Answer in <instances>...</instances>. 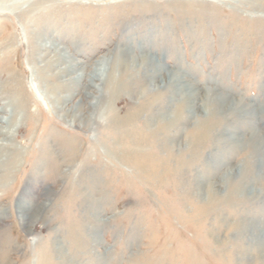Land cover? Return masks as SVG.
I'll return each mask as SVG.
<instances>
[{"label": "rangeland", "instance_id": "1", "mask_svg": "<svg viewBox=\"0 0 264 264\" xmlns=\"http://www.w3.org/2000/svg\"><path fill=\"white\" fill-rule=\"evenodd\" d=\"M263 1L0 0V109L12 104L18 121L1 152L12 160L0 184V264H262L264 179L257 174L264 158L248 159L252 147L245 142L258 132L264 147ZM45 44L83 62L85 74L102 57L119 54L122 69L147 56L152 65L137 73L129 106L154 87L166 93L162 79L170 77L182 90L171 104L179 105L180 122L155 143L150 137L171 110L149 109L133 126L142 141L126 138L120 147L105 124L70 126L52 110L37 73L38 57L52 56V49H38ZM82 84L71 88L79 93L72 104ZM211 91L227 104L241 101L249 119L222 115L221 106L214 110L219 117L206 114ZM124 108L116 105L121 115ZM205 121L214 125L197 146L190 138ZM61 137L76 143L73 161L59 154ZM132 150L165 160V178L155 180L118 155ZM207 187L226 198L207 199ZM38 207L43 218L24 221ZM251 222L260 225L242 227Z\"/></svg>", "mask_w": 264, "mask_h": 264}, {"label": "bare ground", "instance_id": "2", "mask_svg": "<svg viewBox=\"0 0 264 264\" xmlns=\"http://www.w3.org/2000/svg\"><path fill=\"white\" fill-rule=\"evenodd\" d=\"M38 49L39 50L43 49L45 50V52L46 51L49 52L52 49V51L50 52L52 56L49 59L43 61V59L46 57V53L38 57V61L40 62L41 66L37 71L40 77L41 83H43V85L45 86L44 94L46 97H48L47 99H49L48 102L51 105L52 110L55 113L59 114L60 118H62L63 120L68 118L69 119L68 122L66 121L67 124L73 127H76V122L81 124L82 121H85V124L86 123L95 124L97 127H100V125L105 124L103 127L104 131L106 133L109 132V134L114 137L113 139H115L114 144H113L114 147L115 146L120 147L122 145L123 140L126 138H131L132 140L134 139V141L136 140V143H140V141H142L143 139V136H141L142 134L139 133L138 129H135L133 127L135 123L138 121V119L141 118V116L147 114L149 112V109L158 107L159 105H161L160 107L164 108V110L166 107L169 106L171 110V104H173V101H174V99H172V95L176 94L177 92L182 93L181 88L176 86L179 84L178 80H170L171 79L170 77H167V78L163 77L162 81H167L169 83L166 93L162 94L161 91L159 90L160 87L158 86L154 87V91L151 92L150 94H147V93H146L147 95L142 94L141 99L139 100V101L142 100L141 101L142 103L139 102L138 106L135 105L136 107L134 106L132 107V106H129L128 98L134 95V92L132 91V87L135 84V82H138L137 73L142 71V69L147 70L146 67L149 68L152 65V62H151L152 60L150 61V59H148L147 56L141 57L140 60L138 59L139 60L138 66L126 64L122 69L120 68V64H121L120 60L117 57L119 56V54H114L113 57H110L111 55L108 57H104V58L102 57L101 60L93 64L94 66L89 71V73L85 74L84 69L87 67V65H84L83 62L74 64L72 60L73 59L72 56L66 55V53H63V50L55 48V46H53L52 44H45L42 46H38ZM60 63L67 64V65L63 68H58V65ZM77 71H79L80 73H78V75L73 76L75 72ZM116 71H118L117 74H116ZM145 72H146L145 74L149 75L150 79L155 78L156 74H153V73L149 74L148 71H145ZM52 81H54L55 83L54 84L51 83ZM80 82H83L82 87H81L82 95L79 98L78 103L72 104L71 100L75 97V95L78 96L79 93L78 94L73 93L71 88L74 86L79 87ZM63 92L65 93V95L61 96L60 93H63ZM127 92H129L128 95H124ZM211 93H212L211 95H208V93L206 92L207 94L206 96H209V98L206 97L207 99L206 104L209 107L208 112H206V114L213 112L215 114V117H219V116H216V113L214 110H216L219 106H221L220 114L222 115H225V113L229 112V114H231L232 117H235L238 115L240 116L241 114L242 115L241 119H243L244 121L249 119L248 118L249 116L247 117V115L249 114L247 113L248 112L251 113L252 111H250L251 110L250 108L243 107L241 101H238V102L235 101V102H232L231 104H227L228 102L225 101L226 98H223L221 95L220 96L215 95L214 91H211ZM164 95H169L171 99V101H167L164 98L166 100L164 101L166 102L167 105H164L165 102L162 99ZM185 96L187 97L189 95L185 94ZM185 96L184 98H186ZM147 98L148 100H146L147 101L146 102L145 99ZM86 100H88L87 103H85V105H87V108H88V113H83L82 111L84 108L83 102H86ZM144 101L145 103H143ZM121 103L125 104L124 109H127L125 110L123 115H121L122 112L120 110L116 109V105L121 104ZM178 107L179 105L177 104L176 107H174L173 110H171V113L167 117L162 116L161 119L164 120V123L157 128L158 132L156 136L157 135L160 136L162 134L163 135L169 134L172 127H174L176 123L180 122L182 117H181V114H180L181 112L179 111ZM5 108L0 109V111L4 113V116H2V114L0 116V179H1L0 184L4 183L7 180L8 172H9L8 170L11 167V163L9 162L12 160L10 154L4 153L6 155L2 156L3 153L1 152L3 150L5 151V147L7 146V145H4V143L7 144L8 142L10 143L12 142V139L14 137V132L16 130L15 127L17 126V123H18L17 119H15V116L12 112L13 111L12 104L8 105V107H5ZM213 123L214 122L212 121L199 122L195 126V132L190 138V142L191 143L194 142L195 145L197 146H199L200 142L204 144L206 140L209 138L207 132H208V129L214 125ZM156 136L154 135L150 137L154 139L155 143H157L158 142L157 140H159L158 136L157 137ZM61 138L63 140L61 139L60 143L59 141H57L56 143V145H58V148L61 146V150H60L61 152H59V154H62L63 156L66 155V157H68L69 160L72 159L73 161V157L76 156V143L70 139H65L64 137H61ZM154 141L150 140L151 145L154 144ZM245 143H247V145L252 147V153L250 154L248 159L250 157L255 158L258 156H261L264 158V147L262 144V140L259 139L258 132L257 133L254 132L251 135L250 140ZM53 149H51V151H53ZM113 151L114 153H117L115 152V148H113ZM118 155L123 156L125 160L129 161L131 165L135 166L139 171H142L144 174L153 173L150 176L154 177L155 180L156 179L162 180L163 178H165V176L163 177V175L161 174L162 172H164L165 168L168 167V165L165 163V160L161 158L159 159L155 158L153 157L152 154L143 153V151H140V150L138 151L132 150L131 152L124 153V154H118ZM246 162L248 163V161ZM249 162H251L250 164L254 163L253 160L252 161L249 160ZM260 164H261V168L263 167L261 169L263 171L259 172L257 176L261 178L263 177L262 179H264V162L263 163L259 162V165ZM182 165H184L182 161H176V167L181 166L182 168ZM53 166H54L53 167V174H54V172L56 171L58 172V170H57L56 165H53ZM167 170L165 172H167ZM246 173L247 171L244 170V174L242 173L240 175V180H242L243 183L245 181L244 177L249 176L248 173L247 174ZM250 173L251 172H249V174ZM251 174H253V172ZM239 184L240 183L238 182H229V186L233 187L234 190L236 189L242 190V187L240 188L241 184L240 185ZM238 192H240V190ZM205 194L208 197L207 199H210L211 201H214V202L215 200L220 201L226 198V196L222 195L223 196L222 197V196H218L217 193L216 194L212 193L210 190V187L206 188ZM23 216H25V214ZM26 216H25L24 221L26 220L27 223L30 221L29 223L33 224V222L43 218V209L38 207L37 209H35L34 211H32ZM256 225H260V224L251 222L249 224L242 225V227L247 229L248 227L249 228L257 227ZM237 228L239 229L241 227H237ZM262 235L264 236V234ZM262 251L264 252V249H262ZM70 262L69 264H72V262L71 263ZM263 263L264 262H262V264Z\"/></svg>", "mask_w": 264, "mask_h": 264}]
</instances>
